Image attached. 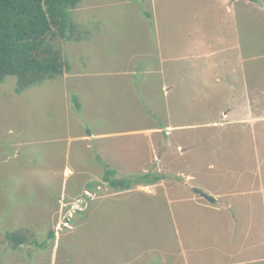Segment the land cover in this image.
Masks as SVG:
<instances>
[{"label": "rangeland", "instance_id": "obj_1", "mask_svg": "<svg viewBox=\"0 0 264 264\" xmlns=\"http://www.w3.org/2000/svg\"><path fill=\"white\" fill-rule=\"evenodd\" d=\"M233 4L242 51L255 55L244 78L258 93L264 9ZM228 6L82 0L71 18L88 35L53 40L69 72L21 92L14 76L0 82V264H264V125L252 134L238 124L170 129L169 150L149 131L168 119L154 98L158 79L119 73L159 68L169 39L179 50L228 38ZM173 104L169 120L181 125L216 111ZM90 131L106 135L82 141ZM106 168L130 185L104 184ZM19 230L33 242L6 239Z\"/></svg>", "mask_w": 264, "mask_h": 264}, {"label": "crops", "instance_id": "obj_2", "mask_svg": "<svg viewBox=\"0 0 264 264\" xmlns=\"http://www.w3.org/2000/svg\"><path fill=\"white\" fill-rule=\"evenodd\" d=\"M237 1H244L246 4L257 3L261 9H264L263 0L257 2L252 0H224L226 4H229L227 7L229 16L225 20L230 25L229 29L224 31V33L229 34L228 38L219 36L217 38L195 39L187 47L179 50L177 43L169 39L167 59L159 49L161 55L159 68L154 70L144 68L132 71L121 70L119 72L126 75H139L141 73L140 77H143L144 80L149 76L158 79L154 98L158 103L157 108L160 109L159 116L168 119L165 125L161 124V126L149 130L156 137L157 145L162 146L164 143L171 150L167 141L169 139L167 132L170 129L193 125L238 124L243 128L247 126L253 128L252 132L250 131L252 134L255 133V126L264 125V89L258 87L259 92L256 93L255 86H253L255 84L249 85L252 80H249L250 83L248 84L246 78H244L246 77V68H243V62H250L255 58V55H244L242 51L239 22L234 12L236 6L233 4ZM243 8L246 9V7ZM157 43L160 46V40L157 39ZM166 61H169L168 69L161 67ZM177 64H179L178 67ZM211 96L214 97L210 98ZM210 100L212 105L209 107ZM173 103L181 104V108L182 106L191 109L197 107L212 108L216 111L213 115L205 114L206 117L199 120L186 119L181 125V123H172L169 120L173 112H170L168 108L174 106ZM221 106L223 109H220ZM162 109L165 112H162ZM105 135L106 133H93V131H90L81 140H97L104 138ZM94 158L98 162H102L99 154H96L92 159ZM104 166L110 165L104 163ZM66 171L67 173L70 172L69 169H66ZM102 182L107 184L104 179ZM213 203H215V199ZM77 205L80 204L77 203Z\"/></svg>", "mask_w": 264, "mask_h": 264}, {"label": "trees", "instance_id": "obj_3", "mask_svg": "<svg viewBox=\"0 0 264 264\" xmlns=\"http://www.w3.org/2000/svg\"><path fill=\"white\" fill-rule=\"evenodd\" d=\"M81 1L0 0V82L7 76H14L17 79L15 91L21 92L69 72L70 63L53 40L77 41L88 35V32H78L71 18L72 10ZM73 101L79 109L77 99ZM112 175L115 172L106 168L104 181L112 187L130 185L118 183ZM160 178L149 179L158 181ZM28 236V232L22 230L6 233V239L14 246L28 242ZM35 244L39 245L36 241Z\"/></svg>", "mask_w": 264, "mask_h": 264}, {"label": "water", "instance_id": "obj_4", "mask_svg": "<svg viewBox=\"0 0 264 264\" xmlns=\"http://www.w3.org/2000/svg\"><path fill=\"white\" fill-rule=\"evenodd\" d=\"M203 197H205L206 199H208L209 201H211V202H213L214 201V199L211 197V196H209V195H207L205 192H203V191H201V190H197Z\"/></svg>", "mask_w": 264, "mask_h": 264}]
</instances>
